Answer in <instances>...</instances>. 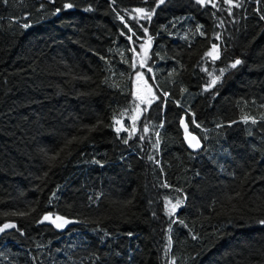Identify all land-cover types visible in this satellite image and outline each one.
Instances as JSON below:
<instances>
[{"label":"trees","instance_id":"trees-1","mask_svg":"<svg viewBox=\"0 0 264 264\" xmlns=\"http://www.w3.org/2000/svg\"><path fill=\"white\" fill-rule=\"evenodd\" d=\"M65 2L0 0V224H17L0 238V264H167L170 256L177 264H264V0H242L231 16L227 4L220 11L169 0L150 22L131 10L154 8L156 0H72L76 7L51 14ZM113 7L136 33L132 41ZM213 43L222 53L215 64L204 57ZM237 58L244 63L205 91L210 77L201 69L218 72ZM136 71L158 99L147 112L140 107L125 144L138 105ZM114 115L128 131L117 134ZM245 115L258 123H244ZM183 116L202 144L196 151L183 141ZM97 124L49 171L45 153ZM165 198L183 199L176 216L187 227L170 225ZM14 211L31 214L5 215ZM49 213L71 223H37ZM229 219L226 235L215 239Z\"/></svg>","mask_w":264,"mask_h":264},{"label":"snow or ice","instance_id":"snow-or-ice-1","mask_svg":"<svg viewBox=\"0 0 264 264\" xmlns=\"http://www.w3.org/2000/svg\"><path fill=\"white\" fill-rule=\"evenodd\" d=\"M3 2L6 4L8 3V0H3ZM49 3H55L56 0H48ZM169 0H156V7L154 8H150V9H146L144 7H137L131 10L132 13L136 14V17H132V18H138V19H143L146 21H151L153 15L156 12V9L159 8L161 5H164L166 3H168ZM259 2V0H258ZM116 0H110V6L115 5ZM145 3H147V0H145ZM195 3L201 7H207V6H211L212 8H215L217 10L223 11L225 9L221 8V4H227L228 8L226 9V11L228 12V14L231 16L233 15V9L234 8H240L242 7V0H195ZM76 7L75 3L72 2V0H68V2H65L63 4V9L61 8H56L51 14L52 15H58L62 10H67V9H72ZM40 9L44 8V4L41 3L39 6ZM112 10L114 12H117V18L121 21V23L124 24L125 28L128 29L129 32L132 33V36H128V39L130 41L133 40V36H136V33L133 31L132 27H130L128 25V23H126V18L120 14V12L117 11V9L115 7L112 8ZM85 11H92L91 6H89L88 8L85 9ZM259 18L261 21H264V13H260ZM24 19L27 21V16L24 17ZM14 23H18V20H14ZM223 25V21H221V23L219 25H217L218 27ZM21 27H23L24 29H28L31 27V23L30 22H25L23 24H21ZM196 31L198 33H200V35H204L205 33L201 30V26H197ZM144 32L145 35H147L148 33V29L147 27H144ZM121 35H124L123 32H121ZM137 39H140L139 37H136ZM152 37L148 36L147 41H145V44L140 45L141 48V52L143 53V57L144 59L141 60L139 67L140 68H144L146 66V61L148 59V49L151 48V41H152ZM216 40H221L222 36L221 34L217 33L215 36ZM134 43V41H133ZM131 51H133V53H135L136 55H140V53H136V49L135 47L133 49H131ZM121 55H123V53H121ZM204 57L206 58H210L211 62L213 64H215V62L217 60H220L222 58V53H221V47L220 45L213 43L211 45L210 50H208L207 52L204 53ZM101 59H104V57H101ZM125 62H127V60H125ZM244 63V61L242 59H235L234 61H232L231 63L227 64L225 67L218 69V72H214V71H210L208 68H202L201 70L206 72V74L210 77V82L205 86V91H208L209 89L213 88L214 86H216L219 82H221L222 78L225 76V74L227 72H229L230 69H237L240 65H242ZM130 67L132 69H136L137 68V63L136 60L133 59ZM152 69L149 67L148 68V72H151ZM121 75H123L121 73ZM136 77L139 80H144V73L140 72V71H136L135 72ZM171 75V74H170ZM145 85L147 86V81H145ZM117 87H119V85H116ZM147 91L149 93H151V98L147 99L145 101L144 97L142 96H138L136 93H133L134 98L139 99L141 101V103H147L148 105H151L152 102L156 99H158V97L152 93L151 87L147 88ZM181 91H185L184 89H181ZM169 94L167 92L163 93V96L167 97ZM136 108H139V105L135 106ZM261 107H264V105H261ZM148 109L145 108L142 110V112H147ZM127 112V109L124 110V112L120 113L121 116H123L125 113ZM138 116H134L132 117V121H133V129L131 132H129V136L128 139H123V143L127 144L128 140L132 138L133 135H135V123L136 120L138 119ZM145 119H147V117H145ZM113 120L115 122V124H119L120 127H116L115 131L117 132V134H119L122 130L123 131H128L127 128L124 127L123 124H121V121L119 119L116 118V116H113ZM242 120L244 123H248L249 121H251L252 124H257L258 121L255 118L249 117L247 115L242 117ZM261 121H264V114L261 115ZM181 125L184 127L185 130V139L188 141V146L190 148L193 149H199L201 147L200 144V139L197 138L196 136L192 135V133L188 130V126L185 123L184 119H181L180 121ZM192 123L196 125L197 128H199L201 125L199 123H196L195 119L192 120ZM232 123H235L232 122ZM150 124V121H149ZM162 126V125H161ZM217 127H222L221 125H218ZM99 130V125H84L82 126L81 130H80V134L79 135H73L71 138H66L64 145L62 148H60L58 151L53 152L52 154H48L45 153L46 155V163H48L49 165V171H51V169L53 167H57L58 165H62L64 162V159L67 158V156L71 155L72 149H71V145L73 144H80V143H84L85 141L89 140V137L91 135V133L98 131ZM143 131L145 134H147L150 131V127L148 124H146L143 128ZM159 132L156 133L157 139L155 141V143L152 145L153 148L158 149L159 144H160V140H159ZM145 136L142 135L140 136V140H144ZM64 153H67V155H64ZM148 159L150 161H153V156L149 155ZM95 163H100L99 161H94ZM154 163L159 164V161H154ZM47 172L45 173V176H47ZM161 187H169V185L167 183L162 184ZM176 191H181V189H176ZM103 194H99L95 197V199H92L93 203H96L99 199L100 196H102ZM237 196L239 195V193L236 194ZM234 197H229V199H233ZM183 199L177 198L175 203L173 204L170 200H168L167 198H165V212L169 217H174L173 219L170 220V225L171 224H180L183 225L184 227H187V225L185 224V222L183 220H180L177 216V210L182 206L183 204ZM127 204H131V201H128ZM31 211H35V209H32ZM31 212H12V213H5V215H12V216H27L30 215ZM44 221H50L51 223L55 224V226L57 228H62L64 227L65 224L71 223V221L65 219L62 216L57 215L55 217V219H53L52 214H46L44 215L40 220L37 221V223H43ZM57 221H59V223H57ZM233 223V221L231 219H229L225 225H221L219 228L216 229V231H214L212 233L213 237H215V239H220L222 238L224 235H226V233L224 231H222V229L224 227H226L227 225H231ZM258 223L260 225H264V219H260L258 220ZM17 228V224L15 222H5L3 224H0V234L5 233L7 230L9 229H15ZM169 232H171V226L168 229ZM21 235H23V232H21ZM105 235H108L107 232H105ZM128 235H132V233H128ZM192 239L193 240H199L201 239V237L199 235L196 234H192ZM172 238L171 236L168 237L167 240V244L165 246L164 252L165 255H168L171 252V248H172ZM194 259V258H193ZM167 264H177V260L174 256H170Z\"/></svg>","mask_w":264,"mask_h":264},{"label":"rangeland","instance_id":"rangeland-1","mask_svg":"<svg viewBox=\"0 0 264 264\" xmlns=\"http://www.w3.org/2000/svg\"><path fill=\"white\" fill-rule=\"evenodd\" d=\"M134 78L136 79V83L137 85H135V93L138 95V96H142L144 97L145 101L147 99H150L151 98V93H149L147 91V88L148 87H151L147 81V77H145V74H144V80H139L136 75H134ZM145 81H147V86L145 85ZM151 90H152V93H153V89L151 87ZM138 105H139V108H136V111L134 112V114L137 116L140 112H138V110L140 109L141 107L142 109H145L148 107V104L145 102V103H141V101L138 99Z\"/></svg>","mask_w":264,"mask_h":264},{"label":"water","instance_id":"water-1","mask_svg":"<svg viewBox=\"0 0 264 264\" xmlns=\"http://www.w3.org/2000/svg\"><path fill=\"white\" fill-rule=\"evenodd\" d=\"M182 119H184V121H185V116H183L182 117ZM182 130H183V141H184V143H185V145L190 149V150H192V151H196V150H198V149H193V148H190L189 146H188V141L185 139V130H184V127L182 126ZM189 130V129H188ZM192 133V132H191ZM192 135H194V136H196L194 133H192ZM197 137V136H196ZM198 138V137H197ZM200 144H201V142H200ZM201 147H202V144H201ZM200 147V148H201ZM199 148V149H200ZM46 222H48V221H46ZM58 223V222H57ZM16 229V228H15ZM12 230H14V229H9V230H7L5 233H7V232H10V231H12ZM5 233H3V234H5ZM3 234H0V238H1V236L3 235Z\"/></svg>","mask_w":264,"mask_h":264}]
</instances>
